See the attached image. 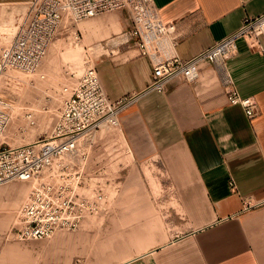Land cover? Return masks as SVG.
<instances>
[{
  "label": "crops",
  "instance_id": "obj_1",
  "mask_svg": "<svg viewBox=\"0 0 264 264\" xmlns=\"http://www.w3.org/2000/svg\"><path fill=\"white\" fill-rule=\"evenodd\" d=\"M30 1L0 0V5ZM155 3L162 17L177 23L183 58L264 11V0ZM113 12L82 27L88 40L115 32L90 46L107 94L117 100L143 90L153 67L133 43L114 42L131 20L127 10ZM228 65L240 93L257 100V115L249 117L242 106L229 103L207 61L197 80L175 77L164 91L145 93L122 111L115 127L119 139L107 131L97 134L99 129L86 142L89 169L120 166L118 175H109L105 186L113 192L112 204L97 223L93 216L90 227L86 220L80 230L57 231L41 255L9 242L0 264H32L30 257L38 264L42 257L47 264H264V35L256 44L240 37ZM246 196L261 204L243 209ZM8 202L0 199V212L6 211L0 215H8L9 222L18 203L14 195Z\"/></svg>",
  "mask_w": 264,
  "mask_h": 264
},
{
  "label": "built area",
  "instance_id": "obj_2",
  "mask_svg": "<svg viewBox=\"0 0 264 264\" xmlns=\"http://www.w3.org/2000/svg\"><path fill=\"white\" fill-rule=\"evenodd\" d=\"M30 3L25 22L0 50V184L31 183L28 198L17 210L13 228L16 240H45L57 231H76L89 217L107 210L110 202L105 185L110 174L106 169L88 168L86 142L103 127H119L126 107L145 93L164 91L170 79L197 80L202 61L215 67L230 104L242 106L249 117L257 115V100L240 93L228 61L237 53L240 37H249L256 44L264 35V11L246 16L224 39L191 58H183L177 50V23L162 17L155 0H31ZM118 10L128 11L131 24L113 40L122 44L131 42L141 55L149 57L153 67L150 83L141 91L112 100L96 64H89L77 84L63 87V107L51 133L26 143L11 144L6 134L13 121V101L1 87L3 74L9 69L39 72L62 29L70 30L74 40L80 42L82 32L76 28L78 22ZM25 117L30 125L36 124L33 111H26ZM260 204L250 196L243 197V209Z\"/></svg>",
  "mask_w": 264,
  "mask_h": 264
},
{
  "label": "rangeland",
  "instance_id": "obj_3",
  "mask_svg": "<svg viewBox=\"0 0 264 264\" xmlns=\"http://www.w3.org/2000/svg\"><path fill=\"white\" fill-rule=\"evenodd\" d=\"M30 5H31L30 2L26 3V4H15V5H9V6H1L0 5V50L2 47L7 46L12 41V39L14 38L19 27L22 25V23L25 22L28 14L30 12V8H31ZM111 13H114V12H108V13L98 15L95 17H91V18H88V19H85V20L78 22L76 24V28H79L82 31V37H81L82 39L80 40V42H76L74 40V37H73L72 33L70 32V30H67L66 28L62 29V31H60L58 33V35L55 37V39H54L53 43L51 44V46L48 50V53H47L48 55L52 52L56 53L55 55L57 56V58L55 56L56 59H54L53 62L56 63L57 59L59 61H57L58 63H56V64L54 63L55 65L53 64V62L49 65L44 64L46 58L48 57V55H46L47 57H45L39 72L26 73V72H23V71H20L17 69H9L7 71V73H9V71H10L9 74L4 73V75H3L4 80L2 78L3 83H1L2 84L1 87L12 98L13 112H14L13 120L15 118H17L16 115H18V112H16V108H19L21 106L20 107L21 108L20 109V111H21L20 120L21 121H18V123L20 122V127L21 126L22 127L20 129V132H18V134H20L22 139L24 138L23 139L24 141H22V139L20 137L21 142L19 139V142L15 143V144L33 141L40 136H48L51 133V130L53 128V125H54V122L57 118V115H59V113L61 112L62 107H63V94H62L63 87L66 85L74 86L75 84H77L79 77L83 73L84 69L89 64H95L96 63L98 55L96 53L95 48L90 46V45H94L93 44L94 42H96V41L98 42L102 39L108 40L115 33V32H113L108 36L96 37V38H92L91 40H88V39H86V31L82 27V23L89 21V20H92V18H99V17H102L106 14H111ZM73 31H74V29H73ZM121 32H123V29H121L120 31H117L116 35L120 34ZM57 44L59 45L58 47L62 46V44H63V46L61 47V49L59 48L60 50L58 49V47H55V49L53 50L54 46H57ZM79 45L82 46V48H83L82 65L79 68L74 69L68 62L65 61L64 58H60V57L63 56V54H64L63 52H65L64 51L65 49L77 48ZM56 49H58V50H56ZM58 51H60V53L63 51L61 53L62 55L59 54ZM64 61H65V63H64ZM44 65H46V66H44ZM51 65L54 66V67H52L53 69L50 67ZM48 66L50 67V71H49V68L47 69ZM14 70L16 72H14ZM12 72H13V74H15L14 76H16V77H13ZM17 72L19 73V76H18V74L16 75ZM20 74H21V76H20ZM41 74H44L45 76L41 77ZM4 76H6V77H4ZM23 76H24L25 80L23 79ZM18 78H20V79H18ZM21 78L23 79V81ZM27 78H28V84L29 85L26 84ZM52 80L53 81L55 80V82H53ZM14 82H15V84H14ZM31 86H33V87H31ZM34 87H37V88H34ZM26 88H28V89H26ZM30 89H32V90H30ZM27 90H29V91H27ZM22 93H23V95H22ZM27 93H30L31 98L25 96L24 97L25 99H24L23 96L26 95ZM32 97L34 99H32ZM21 101L23 102V104ZM36 103L38 104L39 107L33 105ZM37 107L40 108V111L38 109H36ZM28 110L33 111L35 114L36 124H34V125H30L29 122L27 121L26 117H25V113ZM41 111L47 112L49 114L48 124H47L46 129L44 131H40L39 129H36V127L38 126V122H39V115H41L39 113ZM101 129L102 130H100L97 134H99L101 131L102 132L107 131V135L109 137H112V138L121 137L120 136V130L116 129L115 127H112V126L109 128L103 127ZM94 133L92 134V137H93ZM97 137H98V135H97ZM11 139L12 140L8 139L11 144L13 143V140L14 141L17 140V138L16 139L11 138ZM126 148H127V146H126ZM107 167H108L109 174L111 175L112 178H114L116 176V174L117 175L119 174L118 171H115L116 169L118 170L120 168V166H118V163H115L114 166H111L109 164V166H107ZM11 182L24 183L26 185V189H25L24 194L22 195L20 202H18V204L14 208L13 213L11 214L12 215L11 220L8 222V220H7L8 215H6L4 217H3V215L2 216L0 215V258H1L2 253L4 252L6 244H8L9 242L16 244L15 248L22 251V252L26 251L29 247V249L34 250L36 253H40V255H41L44 253V251H46V248L44 247V245L45 244L47 245L50 241L54 242L53 237L57 233L52 237L53 239L50 238V239H45V240H24V241H21V240H16L13 237V228H14L15 223L17 221V210H18L19 206L29 196V193L31 191V183L28 181H11ZM2 186H4L3 183H2V185H0V188ZM105 189L109 195V200H110V198H112V196H113V192L109 190V187L105 186ZM12 196L13 195H10L8 193H4L2 191L0 192V199L3 200L4 202L9 201L7 204L9 206L11 203L10 201L12 199ZM111 204H112V202H110V205ZM5 212L6 211H2L0 213H5ZM91 217H93V216H91ZM91 217H90V219H91ZM97 217H99V215L98 216L96 215L93 217V219L95 220L94 223H97V221H96V219H98ZM91 224H92V221L87 219L86 226L90 227ZM83 226H82V228H83ZM29 260H31L33 262L32 264H38V260H36L32 257H30ZM104 260H105V256H104V259L102 261H104ZM39 261L43 262V264L49 263L47 258H43V257ZM56 262H58V260H55V263Z\"/></svg>",
  "mask_w": 264,
  "mask_h": 264
},
{
  "label": "bare ground",
  "instance_id": "obj_4",
  "mask_svg": "<svg viewBox=\"0 0 264 264\" xmlns=\"http://www.w3.org/2000/svg\"><path fill=\"white\" fill-rule=\"evenodd\" d=\"M95 17V16H94ZM53 43V42H52ZM60 43V42H59ZM61 45V44H60ZM59 45L57 44V46H54V48H53V50L55 49V47H58ZM62 46H63V44H62ZM62 46H60V47H58V49L60 48L61 49V47ZM58 49H56V50H58ZM59 49V50H60ZM51 50V49H50ZM65 52H63L64 54H63V56H61L60 58H64L65 59V61L66 62H68L74 69L75 68H79L81 65H82V55H83V48H82V46H78L77 48H67V49H65L64 50ZM51 52V51H50ZM61 52V53H62ZM58 53L59 54H61L60 53V51H58ZM56 53H54V52H52V53H50L49 55H48V57L46 58V60H45V62H44V64H51L53 61H54V59H56L57 58V56L55 55ZM62 55V54H61ZM55 56H56V58H55ZM59 56V55H58ZM45 59V58H44ZM63 60V59H62ZM44 61V60H43ZM57 61H59L58 59H57ZM56 61V63H58ZM65 61H64V63H65ZM55 62H53V64H54ZM55 63V64H56ZM54 64V65H55ZM46 65H44V66H46ZM51 68L52 67H54V66H50ZM50 67L48 66L47 67V69L49 68V71H50ZM46 69V68H45ZM53 69V68H52ZM8 71V70H7ZM7 71L5 72V73H7ZM14 72H16L15 70H14ZM9 73H10V71H9ZM9 73H7V74H9ZM12 74H13V72H12ZM18 74V76H19V73L17 72L16 73V75ZM4 75V74H3ZM15 74H13V77H16V76H14ZM23 75V74H22ZM50 75V74H49ZM54 75V74H53ZM20 76H21V74H20ZM4 77H6V76H4ZM26 77V76H25ZM42 77V76H41ZM3 78V77H2ZM31 78V77H30ZM10 79V78H9ZM16 79V78H15ZM18 79H20V78H18ZM17 79V80H18ZM22 79V78H21ZM23 79H24V76H23ZM23 79H22V81H23ZM56 79V78H55ZM3 80H4V78H3ZM3 80H2V82L1 83H3ZM25 80V79H24ZM27 83L26 84H28V78H27ZM25 81V82H26ZM31 81V80H30ZM35 81V80H34ZM53 81V80H52ZM7 82V81H6ZM39 82V81H38ZM53 82H55V80L53 81ZM5 84V83H4ZM14 84H15V82H14ZM37 84V83H36ZM45 84V83H44ZM2 85V84H1ZM17 85V84H16ZM29 85V84H28ZM34 85V84H33ZM37 86V85H36ZM30 87V86H29ZM31 87H33V86H31ZM42 87V86H41ZM34 88H37V87H34ZM39 88V87H38ZM26 89H28V88H26ZM25 89V90H26ZM43 89V88H42ZM14 90V89H13ZM30 90H32V89H30ZM37 90V89H36ZM44 90V89H43ZM42 90V91H43ZM15 91V90H14ZM27 91H29V90H27ZM24 92V91H23ZM37 93V92H36ZM19 95V94H18ZM22 95H23V93H22ZM25 96H27V97H30L31 95H30V93H27L26 95H24L23 96V98L25 97ZM34 96V95H33ZM36 96V95H35ZM39 96V95H38ZM19 97V96H18ZM26 97V98H27ZM31 98V97H30ZM25 99V98H24ZM32 99H34L33 97H32ZM29 100V99H28ZM31 100V99H30ZM32 101V100H31ZM20 102V101H19ZM22 102V101H21ZM25 102V101H24ZM22 104H23V102H22ZM37 104V103H36ZM36 104H33V105H35V106H38V104L36 105ZM21 105V104H20ZM21 107V106H20ZM16 108V112H18V115H16V117L17 118H15L14 120H13V122H12V124L10 125V127H9V129H8V131H7V134H6V138H7V140L9 139V140H12L11 138H17V140L16 141H14L13 140V145H17V144H15V143H17V142H19V139H20V134H18V132H20V129H21V127H20V122L18 123V121H21L20 120V113H21V111H20V109L21 108ZM39 107V106H38ZM36 108V109H38L39 111H40V108ZM33 108V107H32ZM12 113H13V116H14V112H13V109H12ZM39 113V112H38ZM37 113V114H38ZM17 114V113H16ZM39 114H41V115H39V122H38V126L36 127V129H39L40 131H44L45 129H46V126H47V124H48V118H49V114L47 113V112H43V111H41ZM19 118V119H18ZM28 121V120H27ZM29 122V121H28ZM104 128H107V127H104ZM21 139H22V137H21ZM21 139H20V142H21ZM24 139V138H23ZM22 139V141H24ZM8 140V141H9ZM10 142V141H9ZM20 144H22V143H20ZM6 183V184H5ZM5 183H3L4 184V186H2V189L3 190H5V191H8L9 193H11L12 195H14V198H15V201L18 203V202H20V200H21V198H22V195L24 194V192H25V189H26V185L24 184V183H15V182H11V181H9V182H5ZM0 185H2V183L0 184ZM28 198V197H27ZM57 233V232H56Z\"/></svg>",
  "mask_w": 264,
  "mask_h": 264
}]
</instances>
